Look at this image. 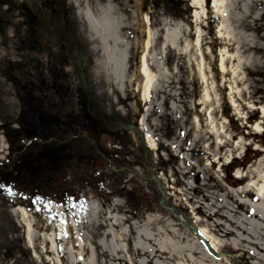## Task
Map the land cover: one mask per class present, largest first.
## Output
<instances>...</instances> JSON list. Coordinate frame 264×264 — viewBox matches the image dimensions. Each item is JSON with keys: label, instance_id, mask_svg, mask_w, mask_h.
Returning <instances> with one entry per match:
<instances>
[{"label": "rangeland", "instance_id": "obj_1", "mask_svg": "<svg viewBox=\"0 0 264 264\" xmlns=\"http://www.w3.org/2000/svg\"><path fill=\"white\" fill-rule=\"evenodd\" d=\"M199 2L196 11L192 0H81L86 81L121 125L112 133L88 124L77 74L46 54L36 60L28 30L0 36V203L37 218L52 204L68 225L90 210L150 240L149 253H111L107 231L94 230L87 248L97 253L70 245L36 263L20 253V264H263L251 242L264 244V218L251 207L264 174V0H228L223 19L214 1ZM159 8L169 27L197 36L184 35L182 56H160L170 80L145 104L133 91L142 44L128 50L113 27L143 41L142 18ZM141 119L156 153L135 129ZM1 257L10 264L15 253Z\"/></svg>", "mask_w": 264, "mask_h": 264}, {"label": "bare ground", "instance_id": "obj_2", "mask_svg": "<svg viewBox=\"0 0 264 264\" xmlns=\"http://www.w3.org/2000/svg\"><path fill=\"white\" fill-rule=\"evenodd\" d=\"M213 1V8L217 16L223 19L222 16L218 15V10H224L225 2L228 0ZM68 5L74 14L80 33L91 47L89 41L90 25L81 7V0H68ZM192 8L196 11L200 9L199 0H192ZM142 22L145 38L143 41L138 38L135 40L137 43H129L124 39L126 31H124L123 26L115 25L113 28L117 32V43L125 45L128 50L132 47V44L134 46H137L140 42L142 44L143 51L137 69L139 77L133 85V91L138 94L141 102L150 104L153 102V96L159 82L170 80L169 71L165 64L159 60L160 56L164 57L168 49H171L175 55L182 56L185 53L182 47L187 44L185 36L195 38L197 34L188 33L180 27H169L161 8L157 10L155 16L151 13L145 14ZM195 23H197V20ZM157 46L158 49L155 50ZM196 48L197 46L194 45L193 49ZM220 66H222V62ZM152 67H155L156 70H152ZM174 73H179L178 64L175 66ZM94 93L97 99L101 100L103 98L102 91L95 89ZM139 125L141 131L146 134L145 145L149 151L156 153L157 144L146 131L144 119L140 120ZM256 197L258 203L251 207V210L255 216L264 218V174L260 177V186ZM47 207L48 210L37 218L35 211L28 210L23 206L12 207L0 203V264H2V253H15L14 259L9 262L10 264H20V253H29L36 263L39 260L37 258L38 253H70L68 250L70 245L75 246L78 253H97L98 249L92 252L87 248L92 242L91 238L94 230L107 231L106 245L111 249V253H149V237L144 241L137 238L132 239L130 235L124 233L127 227L126 222H111L108 217L95 220L96 217L89 214L90 210L88 209V213L85 212V214H72L70 217L71 224L68 225L63 215L56 211L55 206L50 204ZM249 236L252 239V235L249 234ZM251 245L264 253V244L251 242ZM243 253H253V251H244ZM41 261L43 264L42 259ZM261 263L264 264V258L261 259Z\"/></svg>", "mask_w": 264, "mask_h": 264}, {"label": "flooded vegetation", "instance_id": "obj_3", "mask_svg": "<svg viewBox=\"0 0 264 264\" xmlns=\"http://www.w3.org/2000/svg\"><path fill=\"white\" fill-rule=\"evenodd\" d=\"M52 25L58 33L57 39L52 38ZM24 29L30 33L33 51L46 54L59 66L65 67L62 47L70 48L72 44L80 50V43L75 40V26L69 19V8L59 0H0V36L5 37L9 30L18 33L25 32ZM3 91L1 86L0 92ZM78 91L80 107L89 125L110 133L118 130L87 92ZM1 191L7 201H14L9 189Z\"/></svg>", "mask_w": 264, "mask_h": 264}, {"label": "water", "instance_id": "obj_4", "mask_svg": "<svg viewBox=\"0 0 264 264\" xmlns=\"http://www.w3.org/2000/svg\"><path fill=\"white\" fill-rule=\"evenodd\" d=\"M76 55H77V53L74 52L73 57H72V62L70 63L72 66L75 65V64H74L75 62H78V60H75ZM78 63H79V62H78ZM77 70H78L79 73H80V69H79L78 67H77ZM80 75H81V73H80ZM81 77H82V79H83V76H82V75H81Z\"/></svg>", "mask_w": 264, "mask_h": 264}, {"label": "snow or ice", "instance_id": "obj_5", "mask_svg": "<svg viewBox=\"0 0 264 264\" xmlns=\"http://www.w3.org/2000/svg\"><path fill=\"white\" fill-rule=\"evenodd\" d=\"M0 186H2V185H0ZM38 211V210H37Z\"/></svg>", "mask_w": 264, "mask_h": 264}, {"label": "trees", "instance_id": "obj_6", "mask_svg": "<svg viewBox=\"0 0 264 264\" xmlns=\"http://www.w3.org/2000/svg\"><path fill=\"white\" fill-rule=\"evenodd\" d=\"M246 160H248V158Z\"/></svg>", "mask_w": 264, "mask_h": 264}]
</instances>
